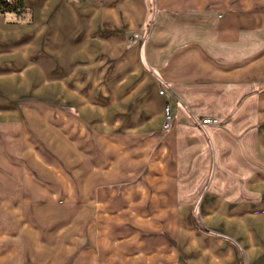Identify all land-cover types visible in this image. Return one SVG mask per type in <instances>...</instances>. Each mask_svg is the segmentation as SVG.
Here are the masks:
<instances>
[{"label": "crops", "instance_id": "obj_1", "mask_svg": "<svg viewBox=\"0 0 264 264\" xmlns=\"http://www.w3.org/2000/svg\"><path fill=\"white\" fill-rule=\"evenodd\" d=\"M24 5L31 21L0 13V126L17 112L25 117L30 104L18 98L32 81L57 105L77 95L91 109L97 93L78 81L88 70L110 95L104 113L116 105L100 125L118 126L124 139L146 136L107 169L122 159L143 164L134 186L110 191L141 192L129 202L143 208L137 222L164 223L173 246L157 241L152 262L264 264V0ZM163 85L169 98L159 93ZM168 102L174 115L163 132ZM204 116L219 122L200 128L194 118Z\"/></svg>", "mask_w": 264, "mask_h": 264}, {"label": "rangeland", "instance_id": "obj_2", "mask_svg": "<svg viewBox=\"0 0 264 264\" xmlns=\"http://www.w3.org/2000/svg\"><path fill=\"white\" fill-rule=\"evenodd\" d=\"M86 72L78 81L97 93L91 109L83 110L77 95L57 105L54 95L39 93L32 81L29 95L16 96L24 98L20 105L30 104L25 117L17 112L16 121L0 126V264H154L150 253L157 241L173 246L164 223L154 228L137 222L143 208L129 202L141 192L110 191L135 185L143 164L122 159L124 165L107 168L110 160L119 163V150L136 152L145 145L146 136L124 139L118 126L100 125L114 117L116 105L104 113L110 95L100 93L98 79ZM114 81L120 85L108 83ZM204 117L194 118L200 128ZM163 125L168 132L171 127Z\"/></svg>", "mask_w": 264, "mask_h": 264}, {"label": "trees", "instance_id": "obj_3", "mask_svg": "<svg viewBox=\"0 0 264 264\" xmlns=\"http://www.w3.org/2000/svg\"><path fill=\"white\" fill-rule=\"evenodd\" d=\"M0 13H12L19 21H31L32 19L30 11L25 8L24 0H16L13 2L0 0Z\"/></svg>", "mask_w": 264, "mask_h": 264}, {"label": "built area", "instance_id": "obj_4", "mask_svg": "<svg viewBox=\"0 0 264 264\" xmlns=\"http://www.w3.org/2000/svg\"><path fill=\"white\" fill-rule=\"evenodd\" d=\"M5 2H11V0H3ZM83 1H86V2H91V1H95V0H83ZM139 35L138 34H135L134 37H138ZM160 93L162 95L165 94V91L164 90H160ZM172 113H171V105H167L166 106V109H165V121H164V129H169L171 127V123H172ZM218 122V119L215 118V117H204V118H201L199 120V124L201 125H209V124H213V123H216Z\"/></svg>", "mask_w": 264, "mask_h": 264}]
</instances>
